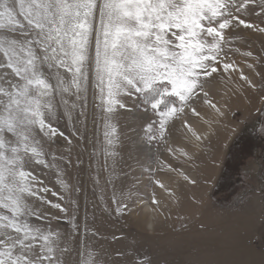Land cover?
I'll return each instance as SVG.
<instances>
[{
	"label": "rangeland",
	"instance_id": "obj_1",
	"mask_svg": "<svg viewBox=\"0 0 264 264\" xmlns=\"http://www.w3.org/2000/svg\"><path fill=\"white\" fill-rule=\"evenodd\" d=\"M261 11V0H255L237 15L264 27V14H254ZM226 35L231 49L227 55L237 71L221 72L206 85L221 114L196 100L192 106L200 117L185 109L169 119L163 138L159 131L145 133L144 126L158 117L150 107L145 113L142 100L126 99L131 112L105 113L92 73L84 116L79 101L76 109L56 104L50 120L67 140L57 136L45 144V160L55 167L33 165L30 170L38 181L34 188L42 182L57 193L38 195L66 211L30 198L29 207L48 219H28L33 226L74 237L71 264L90 258L94 264H264V35L244 28L229 29ZM241 74L253 83L240 79ZM166 99L180 106L175 97ZM185 122L208 132L199 143L201 150L185 159L196 179L191 188L183 182L175 187L174 175L162 170L166 161L180 158L179 152L190 156L195 137ZM108 125L116 128L111 137L105 136L111 132ZM149 135L156 139L149 140ZM168 139L174 145L164 159ZM172 163L178 172L181 162ZM161 179L177 188L180 198L177 204L169 200L161 209L170 210L160 212L149 227L143 203L150 202L156 193L154 181Z\"/></svg>",
	"mask_w": 264,
	"mask_h": 264
},
{
	"label": "snow or ice",
	"instance_id": "obj_2",
	"mask_svg": "<svg viewBox=\"0 0 264 264\" xmlns=\"http://www.w3.org/2000/svg\"><path fill=\"white\" fill-rule=\"evenodd\" d=\"M254 3L0 0V264H71L74 237L33 226L28 219H48L29 207L30 198L66 211L59 203L38 195L57 193L42 182L34 188L38 181L30 170L33 165L55 167L45 160V144L63 137L50 120L56 104L76 109L79 101L80 115L84 116L92 73L105 113L133 111L126 99L142 100L147 106L145 113L148 107L153 110L158 120L144 126L148 134L159 131L163 138L169 119L185 109L200 117L192 106L196 100L221 114L206 85H212L221 72L237 71L227 55L231 51L227 48L229 29L242 27L264 33V27L237 15ZM261 6L256 16L264 14V0ZM240 79L247 82L242 74ZM68 97L75 100L70 102ZM167 97H175L180 106ZM108 127L111 132L106 131L105 136L111 137L116 128ZM184 127L201 140L187 122ZM108 143H112L110 138ZM184 179L195 183L187 176ZM80 264H94V260Z\"/></svg>",
	"mask_w": 264,
	"mask_h": 264
},
{
	"label": "bare ground",
	"instance_id": "obj_3",
	"mask_svg": "<svg viewBox=\"0 0 264 264\" xmlns=\"http://www.w3.org/2000/svg\"><path fill=\"white\" fill-rule=\"evenodd\" d=\"M256 7V6H255ZM242 28V27H241ZM233 30V29H232ZM263 35H264V33H262ZM247 82L249 83V84H252L253 83V81H252V79L251 78H248L247 79ZM255 88V87H254ZM252 95V94H251ZM221 112H223V110H221ZM187 124L188 125H190L191 126V128H192V131H194V132H196V134L197 135H199V136H201V140H199V141H197L195 138H194V140H192V141H190V142H192V143H190V146L189 147H191V145H192V149L190 150V153H189V155L190 156H179L180 158H178V160H176L175 159V161H176V163H180L181 162V164H179L180 166H181V168L178 170V172H176L173 168V166L171 165V163L172 162H175V161H166L165 162V165H162L163 166V168H162V170L164 171V172H167V173H169V174H173L174 175V182H175V184H174V186L176 187V186H178V185H176V183H184V184H186V183H189L188 181H186L185 179H184V176H187L188 178H189V180L190 181H195L196 179L194 178L195 176L193 175V173L191 174V170L189 169V166L187 165V163H186V161H185V159H188L189 160V157L191 158L192 156H194L195 154H197L201 149V146L199 145V143H201V142H203L205 139H207L208 138V132H207V130L206 129H202V128H200V126L196 123V124H193V123H189V122H187ZM183 125V124H182ZM187 129V128H186ZM192 133V132H191ZM188 142H189V140H187ZM174 141H172V139H168L167 141H166V146H165V150H164V153H163V155H162V153H161V155L163 156V158L164 159H167V157L169 156V154L170 153H168L169 151H168V149H169V146H173L174 145V143H173ZM180 145L181 146H183L185 149H186V145H184V144H181L180 143ZM171 148V147H170ZM188 148V147H187ZM182 149V148H181ZM189 152V151H188ZM159 155H160V153L158 152L157 153V156L159 157ZM161 157V156H160ZM170 157V156H169ZM160 159V158H159ZM158 159V160H159ZM169 159V158H168ZM171 159V158H170ZM174 158H172V160H173ZM168 162V163H167ZM188 162V161H187ZM200 162V161H199ZM157 163H158V161H157ZM176 163H174V165L176 164ZM173 164V163H172ZM162 166H160V167H162ZM179 166V167H180ZM199 166V165H198ZM159 167V168H160ZM158 168V169H159ZM157 169V168H156ZM188 169L190 170V171H188ZM161 170V171H162ZM158 171H160V169L158 170ZM166 173V174H167ZM196 174V173H195ZM162 180V179H161ZM157 181V180H156ZM160 183H162L163 185H164V187L163 188H161V187H158V185H157V183H156V193L155 194H153L151 197H150V202L149 203H143V208H144V211L147 213V216H146V218H145V222L147 223V225L149 226V227H152L153 226V224L154 223H156L157 221H158V219H159V216H161V214H160V212H163L164 210H162V209H164L163 207L166 205V207H168V204L170 203V202H172L173 201V203L174 204H177L178 202H177V198L179 199L180 198V196H179V194H177L179 191H177L178 189L176 188H174V187H169V182L165 179V180H162V181H159ZM191 184V185H190ZM193 184H195V183H189V186H190V188L193 186ZM170 193H171V195H170ZM177 194V195H176ZM182 196V195H181ZM182 198V197H181ZM153 200H156V201H158V203L157 204H153L152 203V201ZM170 200V202L168 203V201ZM196 200V199H195ZM192 202V201H191ZM168 203V204H167ZM199 203H200V201H199ZM172 204V203H171ZM171 204L169 205V206H171ZM173 204V205H174ZM173 207V206H172ZM162 208V209H161ZM168 210H170V208L168 209L167 208V210L166 211H164V212H167ZM163 212V213H164ZM170 212V211H169ZM162 213V214H163ZM164 214H166V213H164ZM168 214V213H167ZM170 214V213H169ZM168 214V215H169ZM167 215V217H169ZM142 216H144V215H142ZM163 218V217H162Z\"/></svg>",
	"mask_w": 264,
	"mask_h": 264
},
{
	"label": "flooded vegetation",
	"instance_id": "obj_4",
	"mask_svg": "<svg viewBox=\"0 0 264 264\" xmlns=\"http://www.w3.org/2000/svg\"><path fill=\"white\" fill-rule=\"evenodd\" d=\"M235 156H236V155H235ZM237 159H238V160H241V158H240L239 156H238V157L236 156V160H237Z\"/></svg>",
	"mask_w": 264,
	"mask_h": 264
}]
</instances>
